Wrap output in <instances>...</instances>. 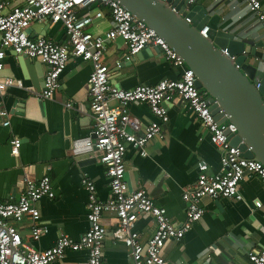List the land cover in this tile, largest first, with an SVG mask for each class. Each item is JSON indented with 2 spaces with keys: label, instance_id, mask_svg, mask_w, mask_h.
<instances>
[{
  "label": "crops",
  "instance_id": "crops-1",
  "mask_svg": "<svg viewBox=\"0 0 264 264\" xmlns=\"http://www.w3.org/2000/svg\"><path fill=\"white\" fill-rule=\"evenodd\" d=\"M3 1L9 3L8 9L26 2ZM261 3L264 13V0ZM196 5L215 8L221 16V28L252 37L247 43L257 47V55L264 58V26L246 0H195L189 10ZM103 10L105 16L95 20L88 29L95 35H104L113 26L108 10ZM28 32L33 39L45 37L59 43L67 40L60 23L37 22ZM127 54L128 48L122 41L108 43L105 50L109 81L118 88L155 85L181 74L182 69L168 62L158 48L148 47L144 54L140 52L128 61ZM45 70V63L9 51L0 72L3 77L24 83L23 89L8 88L3 97L4 106L10 112V125L3 126L0 119V200L16 199L22 194L24 174L39 180L51 167L48 173L55 197L43 198L38 203L40 220L48 226V232L34 241L29 221L18 225L23 240L38 250L52 247L62 233L78 239L88 230V194L81 182L83 176L94 182L98 200L105 202L110 197L105 165L93 153L90 157L87 153L74 155L71 151L74 140L89 137L94 130L89 98L92 63L71 57L54 99L40 101L37 93L43 88ZM164 106L169 121L163 125V138L150 142L146 157L128 147L125 180L130 190L146 189L157 205L167 209L171 222L178 226L186 217L183 190L196 182L200 162L207 163L212 172L221 170L222 150L211 143L209 132L186 101L176 96ZM129 111L143 126L156 118L143 103L130 104ZM15 136L22 140L18 156L11 153L10 142ZM85 156L81 164L80 158ZM240 191L242 201L205 197L201 220L181 240L167 242L166 264H250L249 253L264 246V182L255 174H246ZM256 201L262 203L261 208L256 207ZM113 216L106 212L103 222L111 224ZM136 230L143 242L148 240L155 230L153 218L140 216ZM87 257L86 250L68 251L63 260L51 264H87ZM130 260L127 248L113 238L110 227L104 240L105 264H129Z\"/></svg>",
  "mask_w": 264,
  "mask_h": 264
},
{
  "label": "built area",
  "instance_id": "built-area-1",
  "mask_svg": "<svg viewBox=\"0 0 264 264\" xmlns=\"http://www.w3.org/2000/svg\"><path fill=\"white\" fill-rule=\"evenodd\" d=\"M246 1L264 26L261 0ZM194 3L195 0H188L189 5ZM8 6L7 1L0 0V72L9 51L45 63L44 84L37 93L38 100L54 99L71 57L92 63L89 98L94 130L91 136L74 140L71 151L74 155L93 153L105 165L110 197L105 202L98 200L94 182L83 176L81 182L88 194V230L78 239L62 233L52 247L38 250L23 240L18 225L28 220L34 241H39L48 232V226L40 220L38 203L43 198L55 197L48 173L51 167L39 180L24 174L22 194L16 199L0 200V264H51L63 260L68 251L82 250L88 252L87 264H105L104 240L110 227L113 238L127 248L131 258L129 264H166L164 250L167 242L181 240L201 220L205 197L242 201L240 184L246 174H255L264 182V165L243 157L241 150L233 145L230 134L237 133L236 125L217 120L208 93L196 85L194 71L163 37L117 0H26L23 6L10 9ZM104 8L108 10L113 26L104 35H95L88 29L95 20L105 16ZM37 22L60 23L67 40L59 43L51 38H31L28 30ZM206 32L207 29L201 33L206 35ZM116 41L127 46V61L148 47L158 48L168 62L182 69L180 76L131 89L112 85L105 50L108 43ZM10 87L23 89L24 83L0 75V119L5 127L10 125V112L4 106L3 97ZM176 96L186 101L209 132L211 143L222 150L221 170L212 172L207 163L200 162L196 182L183 190L186 217L178 226L171 222L167 209L157 205L146 189L130 190L125 180L128 147L136 149L142 157L149 155L148 145L156 138H163V125L169 121L164 104ZM132 103L149 106L155 120L143 126L129 111ZM10 144L12 155L18 156L21 138L13 137ZM255 205L262 207L260 201ZM106 212L114 214L109 225L103 222ZM142 215L151 216L155 222L154 233L145 242L136 230V223ZM249 262L264 264V246L249 253Z\"/></svg>",
  "mask_w": 264,
  "mask_h": 264
},
{
  "label": "water",
  "instance_id": "water-1",
  "mask_svg": "<svg viewBox=\"0 0 264 264\" xmlns=\"http://www.w3.org/2000/svg\"><path fill=\"white\" fill-rule=\"evenodd\" d=\"M117 1L183 58L197 87L208 93L217 120L236 125L237 133L230 134L233 145L243 157L264 165V58L247 43L252 37L221 28L215 8L196 5L189 10L188 0Z\"/></svg>",
  "mask_w": 264,
  "mask_h": 264
}]
</instances>
